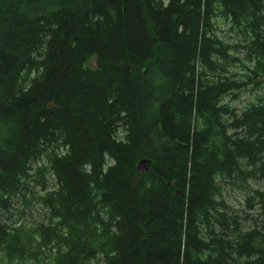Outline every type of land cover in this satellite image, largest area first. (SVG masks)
Here are the masks:
<instances>
[{
	"label": "trees",
	"instance_id": "16d2710c",
	"mask_svg": "<svg viewBox=\"0 0 264 264\" xmlns=\"http://www.w3.org/2000/svg\"><path fill=\"white\" fill-rule=\"evenodd\" d=\"M0 264H264V0H0Z\"/></svg>",
	"mask_w": 264,
	"mask_h": 264
},
{
	"label": "rangeland",
	"instance_id": "374dc122",
	"mask_svg": "<svg viewBox=\"0 0 264 264\" xmlns=\"http://www.w3.org/2000/svg\"><path fill=\"white\" fill-rule=\"evenodd\" d=\"M89 63L94 64V59L92 57L89 58ZM255 89L249 88L247 90H244L243 93L234 100V103L237 106L243 105L245 102H247L249 99H252L254 96ZM141 166H146V161L143 160L139 162ZM253 186H257L258 184L253 183ZM225 197L228 203H230L234 208L241 209L244 207V193L242 191H239L237 189L232 188H226L225 189ZM250 221L245 222V226H248Z\"/></svg>",
	"mask_w": 264,
	"mask_h": 264
},
{
	"label": "bare ground",
	"instance_id": "6f19581e",
	"mask_svg": "<svg viewBox=\"0 0 264 264\" xmlns=\"http://www.w3.org/2000/svg\"><path fill=\"white\" fill-rule=\"evenodd\" d=\"M140 165V164H139Z\"/></svg>",
	"mask_w": 264,
	"mask_h": 264
}]
</instances>
